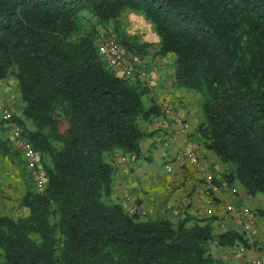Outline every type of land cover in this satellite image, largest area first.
<instances>
[{"label":"trees","instance_id":"1","mask_svg":"<svg viewBox=\"0 0 264 264\" xmlns=\"http://www.w3.org/2000/svg\"><path fill=\"white\" fill-rule=\"evenodd\" d=\"M125 12L153 24L175 86L202 97L199 140L227 184L264 194V0H0V81H15L12 120L45 178L34 180L0 117V167L17 168L26 210L0 207V264H228L213 244H256L245 230H217L213 215L153 218L116 198L118 159L140 157L164 114L142 72L117 73L100 53L112 23L127 55H149L123 29Z\"/></svg>","mask_w":264,"mask_h":264},{"label":"crops","instance_id":"2","mask_svg":"<svg viewBox=\"0 0 264 264\" xmlns=\"http://www.w3.org/2000/svg\"><path fill=\"white\" fill-rule=\"evenodd\" d=\"M134 14L130 13L129 16ZM127 31L140 33L142 39L150 43L149 55L133 60H136V71L143 73L150 95L163 107L164 114L154 119L151 129L155 134L143 142L142 155L125 157L119 162L116 198L120 202L128 199L153 218H175L184 214L213 215L217 217V230H245L247 237L256 243L252 248L240 251L213 244L215 257L226 262L236 261V264H264V213L256 212L258 209L264 210V194L251 196L241 183L228 185L222 174L224 166L213 152L205 151L202 147L197 133L198 123L203 118L202 97H198L193 90L175 86L174 63L169 56L158 54L159 36L150 24ZM8 83L15 84V81L10 78L0 81V92L14 107L19 92L15 95L13 86ZM177 111H181L189 122L188 133L182 132L176 122ZM187 146L195 150L199 162L184 157L183 151ZM203 162L207 163L208 169L202 168ZM7 174H3L4 180L14 182L8 186L13 188L18 185L17 192L22 191L17 171L12 169L11 176ZM19 199L15 203L17 206ZM229 206L234 210H228ZM0 207L4 213L11 215L12 205L7 200H0ZM22 210V213L26 212ZM245 212L255 215L254 228H247ZM252 229L253 237L250 233Z\"/></svg>","mask_w":264,"mask_h":264},{"label":"built area","instance_id":"3","mask_svg":"<svg viewBox=\"0 0 264 264\" xmlns=\"http://www.w3.org/2000/svg\"><path fill=\"white\" fill-rule=\"evenodd\" d=\"M99 50L107 60L109 66L112 67V69H114L117 73L129 75L133 74L136 71L135 64L133 63V60L127 55L125 48L122 47L118 43L116 38L111 36L110 34H103L101 36ZM12 110L13 107L4 99L2 93L0 92V117L5 122L6 127L10 129L13 139L16 141L18 147L23 152V155L28 162L27 164L34 180L38 184H42L45 178L40 165L39 156L34 150L31 143H29L26 139L21 138V127L12 120ZM176 122L180 125L182 132L188 133L190 131V124L184 118L181 111L176 112ZM183 155L184 157L190 159L192 162H199L198 155L190 146H187L185 148V150L183 151ZM120 159L124 160L125 157H121ZM202 168L204 170L208 169L207 163L203 162ZM210 179L211 177H209V181L212 185V180ZM214 187L216 188V186ZM2 193L3 191L0 190V195ZM125 198H128V196L125 195ZM122 204L131 213L139 212L142 215L147 214L146 210L137 205L131 204L128 199L124 200ZM228 210H234V208L229 206ZM245 214L248 225L247 228H254L255 215L252 212H245ZM250 232H254L253 229Z\"/></svg>","mask_w":264,"mask_h":264},{"label":"rangeland","instance_id":"4","mask_svg":"<svg viewBox=\"0 0 264 264\" xmlns=\"http://www.w3.org/2000/svg\"><path fill=\"white\" fill-rule=\"evenodd\" d=\"M130 13H135L132 17L131 16H129V14ZM124 21V22H123ZM122 23H123V29L125 30V31H127L128 29H131V28H134V29H136V28H138L139 26H142L143 24L146 26V24L148 23V24H150V26H151V28H152V30L154 31V33H156L155 32V30H154V26H153V24L151 23V22H149L148 20H146V18L142 15V14H140V13H138V12H125L124 14H123V16H122ZM125 23V24H124ZM102 30H103V33L104 34H110L111 36H113V37H115L116 38V33H115V31H114V29H113V25H112V23L111 24H109V30L108 31H104V29L103 28H101ZM128 33H131V32H129V31H127ZM131 34H135V33H131ZM138 34H140V33H138ZM141 35V34H140ZM116 40H117V38H116ZM129 56V55H128ZM130 57V56H129ZM131 59H132V57H130ZM169 59H170V61H172L173 63H174V57L172 56V55H169ZM133 60V59H132ZM136 63V60H134L133 61V63ZM134 63V64H135ZM8 85L9 86H13V89H14V91H15V95L17 94V87H16V84H14V83H8ZM196 95L198 96V97H201L199 94H197L196 93ZM19 105H20V95L18 96V98H16V100H15V102H14V108L15 109H18V107H19ZM0 129H1V124H0ZM0 133H2V132H0ZM8 136L13 140V136H12V134H11V132H9V134H8ZM121 158V157H120ZM118 159L119 161H123V160H121V159ZM12 169H14V170H16L17 171V168L16 167H14V166H11V164H10V162H8L7 160H4L2 163H1V167H0V190H2L3 191V193L0 195V200H7L8 201V203L10 204V205H12V208H11V215H13V216H18L19 214H21L22 213V209H20L19 208V203H18V206H17V204H15L16 203V201H17V198L19 197V198H21V196L23 195V192H24V182H23V180L20 178V176H19V174H18V171H17V175H18V177H19V185H22L23 187H21L23 190L22 191H18L17 192V190L19 189V187H18V185H16V184H14V185H16L15 187H11V186H8L9 185V183H11V184H13L14 182H7L6 180H4V178H3V174H5L6 172L8 173L7 175H10L11 174V170ZM11 176V175H10ZM13 185V186H14ZM16 190V191H15ZM14 191H15V193H14ZM251 234H252V237L254 236V234H253V232H250ZM229 264H236V261H234V262H229V261H227Z\"/></svg>","mask_w":264,"mask_h":264}]
</instances>
